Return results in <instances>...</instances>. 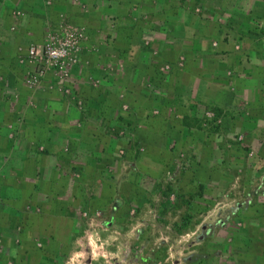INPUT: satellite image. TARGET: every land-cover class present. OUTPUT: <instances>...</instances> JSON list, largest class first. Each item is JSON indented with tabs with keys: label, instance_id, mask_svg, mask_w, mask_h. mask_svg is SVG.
<instances>
[{
	"label": "rangeland",
	"instance_id": "1",
	"mask_svg": "<svg viewBox=\"0 0 264 264\" xmlns=\"http://www.w3.org/2000/svg\"><path fill=\"white\" fill-rule=\"evenodd\" d=\"M210 38L234 40L242 65L263 66L264 0H0V178L24 175L30 146L47 153L21 131L35 118L53 117L54 129L69 119L71 133L101 145L111 138L96 167L73 165L71 145L57 150L78 185L59 196L67 213L21 202L28 219L55 225L43 240L23 238L31 255L264 264V137L251 153L227 113L183 104L187 70L200 61L191 44L204 54L217 45Z\"/></svg>",
	"mask_w": 264,
	"mask_h": 264
},
{
	"label": "crops",
	"instance_id": "2",
	"mask_svg": "<svg viewBox=\"0 0 264 264\" xmlns=\"http://www.w3.org/2000/svg\"><path fill=\"white\" fill-rule=\"evenodd\" d=\"M209 40L217 45L212 48L208 43L204 54L199 52L202 42L193 40L191 44V53L200 55V61L196 67L187 70L185 85L182 86L189 89L191 97L184 99L183 104L190 100L191 103H196V108L209 104L220 108L224 114H228L221 119L233 121L229 126L232 129L235 127L240 137H243L248 144L247 147H250L249 152L252 153L256 148L258 149L257 143L261 142L255 137H264V65L257 67L253 63L242 65L243 56L240 57L239 50H235L234 40L228 39L225 42L216 38ZM202 61L210 64L204 67ZM195 63L196 61L193 64ZM153 80L157 81L154 78ZM180 108L186 109L183 106ZM204 111L206 117H209L207 114H211V117L216 116L212 109ZM192 113L191 110L190 116ZM51 118L47 117L44 121L35 118L33 120L36 123L21 130L27 133L26 136H34L40 140L38 144H42L47 153L35 154L37 149L30 146L27 148L30 155L22 161L24 175L16 179L14 176L8 178L6 175L0 178V264H50L52 258H58L44 254L31 255L34 243L33 247H30L24 243L23 238L33 234L43 240L45 235H49L47 231L55 230V225L49 226L41 220L28 219L21 213L23 210L21 204L26 200L32 203L39 202L38 205L45 204V207L43 205L42 207L49 212L46 214L53 216H61L68 212L66 205L64 208L59 205V196L68 190L70 193H75L78 188H74L77 183L63 172L62 165L57 162L65 157L64 154L57 152L59 148L62 151L64 143L67 149L69 145L73 148L71 158L74 159L73 165L85 164L88 160V163L91 161L92 166L96 167L99 156L108 158V144L111 143L108 135L107 139L104 138L107 143L101 145L100 136L96 135L91 137V140H86L85 135H80V131L71 133L69 119L59 125V128L54 129L55 122H46L52 120ZM58 143L60 147H57ZM81 182H84V178ZM24 184L29 186L23 187ZM61 199L76 200L71 194L67 197L62 196ZM18 242L20 244H17ZM37 243L39 242H35V246Z\"/></svg>",
	"mask_w": 264,
	"mask_h": 264
},
{
	"label": "built area",
	"instance_id": "3",
	"mask_svg": "<svg viewBox=\"0 0 264 264\" xmlns=\"http://www.w3.org/2000/svg\"><path fill=\"white\" fill-rule=\"evenodd\" d=\"M209 117H211L212 115L211 114H207Z\"/></svg>",
	"mask_w": 264,
	"mask_h": 264
}]
</instances>
